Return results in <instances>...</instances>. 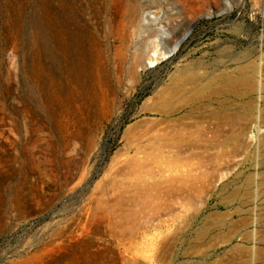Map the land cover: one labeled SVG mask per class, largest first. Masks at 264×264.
<instances>
[{
	"label": "rangeland",
	"instance_id": "374dc122",
	"mask_svg": "<svg viewBox=\"0 0 264 264\" xmlns=\"http://www.w3.org/2000/svg\"><path fill=\"white\" fill-rule=\"evenodd\" d=\"M260 58L264 0H0V264H264V145L176 143L182 73Z\"/></svg>",
	"mask_w": 264,
	"mask_h": 264
},
{
	"label": "bare ground",
	"instance_id": "6f19581e",
	"mask_svg": "<svg viewBox=\"0 0 264 264\" xmlns=\"http://www.w3.org/2000/svg\"><path fill=\"white\" fill-rule=\"evenodd\" d=\"M178 44L179 41L172 46L170 54L175 51ZM154 51L153 55L148 57L149 67L156 65L157 56L161 54L157 49ZM182 74L183 77L179 78V111L189 109L186 117L192 119L193 128L187 133L188 140L185 128L179 130V138L176 140L179 160L185 163L188 159L183 156V147L187 143L193 148L209 144L214 149L218 148L224 155L233 156L238 155L240 149L250 147L255 155V168L258 169L259 155L264 145V77L261 58L258 65L254 63L240 65L232 72L221 71L206 75L200 74L195 68L185 70ZM207 104L213 106L209 116L212 115L219 120L214 128L204 125L205 122H209L204 121L208 117L203 112L204 105ZM222 110L226 112L224 116L220 114ZM257 176L260 175L255 173L252 181L250 179L246 181L247 186L253 185L255 194L262 186ZM257 220L255 214L252 224L256 226ZM251 237L254 238V235Z\"/></svg>",
	"mask_w": 264,
	"mask_h": 264
},
{
	"label": "water",
	"instance_id": "95a60500",
	"mask_svg": "<svg viewBox=\"0 0 264 264\" xmlns=\"http://www.w3.org/2000/svg\"><path fill=\"white\" fill-rule=\"evenodd\" d=\"M206 17L201 16L199 17L194 23H192L189 27V29L183 34V36L181 37V39L179 40V44L177 46V48L175 49V51H173L170 55H172L173 53H175L177 51V49L179 48L180 44L186 39L187 35L190 33V31L192 30V28L199 23L200 21H202L203 19H205Z\"/></svg>",
	"mask_w": 264,
	"mask_h": 264
}]
</instances>
